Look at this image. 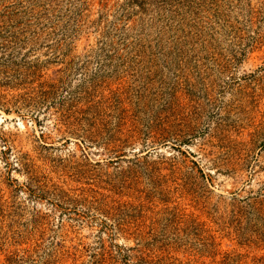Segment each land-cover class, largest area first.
Returning a JSON list of instances; mask_svg holds the SVG:
<instances>
[{"label": "rangeland", "instance_id": "1", "mask_svg": "<svg viewBox=\"0 0 264 264\" xmlns=\"http://www.w3.org/2000/svg\"><path fill=\"white\" fill-rule=\"evenodd\" d=\"M0 264H264V0H0Z\"/></svg>", "mask_w": 264, "mask_h": 264}]
</instances>
